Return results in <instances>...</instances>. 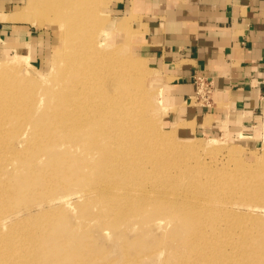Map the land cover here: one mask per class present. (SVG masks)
<instances>
[{
  "label": "rangeland",
  "instance_id": "obj_1",
  "mask_svg": "<svg viewBox=\"0 0 264 264\" xmlns=\"http://www.w3.org/2000/svg\"><path fill=\"white\" fill-rule=\"evenodd\" d=\"M109 4L26 0L16 13L43 31L38 55L0 54V264H190L202 255L196 241L227 253L224 264L236 252L264 264V109L248 128H172L168 79L139 52L127 19L107 29ZM114 124L127 132L126 151L111 139ZM135 147L144 163L171 158L177 174L215 173L235 203L214 196L199 209L138 196L167 169H134ZM222 221L237 232L222 237Z\"/></svg>",
  "mask_w": 264,
  "mask_h": 264
},
{
  "label": "crops",
  "instance_id": "obj_2",
  "mask_svg": "<svg viewBox=\"0 0 264 264\" xmlns=\"http://www.w3.org/2000/svg\"><path fill=\"white\" fill-rule=\"evenodd\" d=\"M0 0V54L38 55L41 33ZM107 29L127 19L136 45L164 75L165 122L213 134L248 128L264 109V0H110ZM213 85L197 98L196 77ZM186 121V122H185ZM181 124V125H180Z\"/></svg>",
  "mask_w": 264,
  "mask_h": 264
},
{
  "label": "bare ground",
  "instance_id": "obj_3",
  "mask_svg": "<svg viewBox=\"0 0 264 264\" xmlns=\"http://www.w3.org/2000/svg\"><path fill=\"white\" fill-rule=\"evenodd\" d=\"M130 91L133 92V90H130ZM98 94H99V92H98ZM131 94H137V93H131ZM91 96L92 95L89 94L88 100H89V97H91ZM87 103H90V102H87ZM114 105H115V107H117L119 104L116 101V102H114ZM119 107L120 106H118V108ZM139 107L140 108L138 110L141 111L142 106H139ZM102 108H104V107H102ZM263 117H264V112H263ZM74 119H75V117H74ZM263 124H264V122H263ZM74 125H76L75 122H74ZM113 130H114V134L116 137L113 134L111 136V139L116 140L117 145L123 151H126L125 148L122 147L120 145V142H119V139L121 136H127L126 130L119 128V127H116L115 124L113 125ZM172 133L175 134L174 130ZM239 134L241 136L245 135V133H243L242 131L239 132ZM199 145H201V144H199ZM135 149L136 150H133V151L129 150V152H130V156H133L134 160H135V161H132V163L134 164V169H137L139 161L143 162L146 159V155H145L142 148L135 147ZM130 156L129 155L126 156V159L124 161H128ZM144 164L145 165L146 164H152V165L156 164L157 168H166L167 170L165 172H163L162 169H158L156 171L155 177L158 178L157 184H155V185H146L145 184V187L146 186H150V187L145 188V192L143 190H141L140 192L137 193V195L141 196L142 198H146V199H153L154 198L157 200L162 199L168 203L172 202L174 205H179V203H180V204H183L184 206L189 207V208H199V209L206 207V205H208V203L213 199L214 196L222 204L231 205V204L235 203V202H233V199L229 195L225 194L226 191H224L223 193H221L219 191L224 186L219 181H215L217 179H215L214 177H211V176H214L215 173H209L205 177H204V172L202 170H200V172H192V173L190 171V172H188V173H190L189 176H187L185 172L177 174V172L173 171L172 159L169 157H163V156L162 157H157V156L148 157ZM174 164L176 165V163H174ZM177 165H179V164H177ZM177 165H176V167H177ZM183 165L184 164H182V166ZM58 172L59 171H56V175L58 174ZM218 179H222V177L218 178ZM209 187L211 189H209ZM187 188L189 189L190 193L184 192V190ZM171 189H178V190L174 191V192H170ZM103 191H107V190H103ZM211 191L212 192L217 191V192H215L214 194H210L209 192H211ZM177 207H180V206H177ZM6 220L7 219L5 217H0V224H2L0 226H3V224L6 222ZM217 228H218L219 232H221L220 230H222V232H223L222 237L229 235L230 231L234 228L236 229V232H237V227L230 224V223H227L226 221H222L220 224H218ZM203 237H205V236H203ZM192 239L194 241H196L195 238H192ZM196 242L201 243L202 255H200V256L195 255L193 262L190 264H224L221 261L226 260L227 253L220 254L216 250V247L212 246L213 244L207 243L206 241H196ZM216 243L222 244L223 243L222 238H220L218 240V242H216ZM228 254L235 255L232 259H239V261L236 264H244L245 260L243 257L238 255V252L228 253Z\"/></svg>",
  "mask_w": 264,
  "mask_h": 264
},
{
  "label": "built area",
  "instance_id": "obj_4",
  "mask_svg": "<svg viewBox=\"0 0 264 264\" xmlns=\"http://www.w3.org/2000/svg\"><path fill=\"white\" fill-rule=\"evenodd\" d=\"M196 97L207 100L210 92L212 91L213 85L211 81L205 77H196Z\"/></svg>",
  "mask_w": 264,
  "mask_h": 264
}]
</instances>
